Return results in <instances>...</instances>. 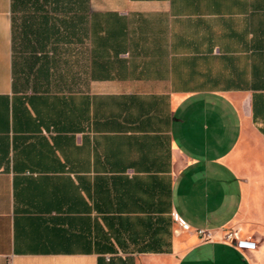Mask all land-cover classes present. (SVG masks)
I'll list each match as a JSON object with an SVG mask.
<instances>
[{"label": "crops", "instance_id": "obj_1", "mask_svg": "<svg viewBox=\"0 0 264 264\" xmlns=\"http://www.w3.org/2000/svg\"><path fill=\"white\" fill-rule=\"evenodd\" d=\"M83 26L65 75L22 79L0 0V264H264V0H89Z\"/></svg>", "mask_w": 264, "mask_h": 264}, {"label": "trees", "instance_id": "obj_2", "mask_svg": "<svg viewBox=\"0 0 264 264\" xmlns=\"http://www.w3.org/2000/svg\"><path fill=\"white\" fill-rule=\"evenodd\" d=\"M23 12L18 22L17 11ZM89 0H12L13 64L18 71V46L29 48L31 72L59 78L69 70L72 43L85 34V13ZM78 25H80L78 28Z\"/></svg>", "mask_w": 264, "mask_h": 264}, {"label": "built area", "instance_id": "obj_3", "mask_svg": "<svg viewBox=\"0 0 264 264\" xmlns=\"http://www.w3.org/2000/svg\"><path fill=\"white\" fill-rule=\"evenodd\" d=\"M176 218L179 221L183 229H186V230L190 229V226L188 223H186L181 218H178V217ZM196 231L204 239H212L213 237L212 232L207 229H197ZM224 239L225 241L235 245V247L241 250H254L257 247L256 241H254L251 238L240 237L237 230H230L227 233H225ZM7 264H12V261L9 260Z\"/></svg>", "mask_w": 264, "mask_h": 264}, {"label": "rangeland", "instance_id": "obj_4", "mask_svg": "<svg viewBox=\"0 0 264 264\" xmlns=\"http://www.w3.org/2000/svg\"><path fill=\"white\" fill-rule=\"evenodd\" d=\"M23 12L21 10L17 11V17H18V22H21ZM16 55V60L18 63V71L20 73V77L22 79H27L28 77H31V71L29 69V61L34 60L32 57L33 55L31 54L29 48L18 46L17 51L15 53Z\"/></svg>", "mask_w": 264, "mask_h": 264}]
</instances>
